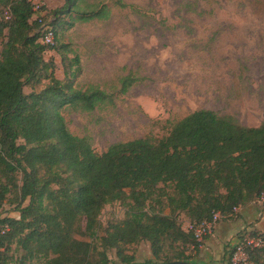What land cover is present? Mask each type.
I'll return each mask as SVG.
<instances>
[{
	"label": "trees",
	"instance_id": "1",
	"mask_svg": "<svg viewBox=\"0 0 264 264\" xmlns=\"http://www.w3.org/2000/svg\"><path fill=\"white\" fill-rule=\"evenodd\" d=\"M42 10L52 45L40 41L29 0H0V205L16 193L19 213L18 219L0 213V264H109L110 250L120 264H131L125 248L140 242H148L154 258L145 264L190 263L209 237L197 242L181 227L179 213L189 224L215 213L226 219L264 196V120L244 127L231 116L197 110L161 138L148 135L97 154L86 138L70 133L62 111L89 113L112 101L97 87H75L79 58L66 57L72 51L56 27L60 16L68 17V28L107 20L110 9L64 0L52 22ZM49 51L67 68L77 67L57 79L53 60L44 58ZM133 80H121V94ZM114 202L124 205L125 218L99 236V217ZM251 235L259 246L249 258L263 263L264 232ZM237 239L242 243L243 235ZM238 245H227L224 264H232ZM12 247L20 253L15 260L7 257Z\"/></svg>",
	"mask_w": 264,
	"mask_h": 264
},
{
	"label": "rangeland",
	"instance_id": "2",
	"mask_svg": "<svg viewBox=\"0 0 264 264\" xmlns=\"http://www.w3.org/2000/svg\"><path fill=\"white\" fill-rule=\"evenodd\" d=\"M32 1L47 10L51 22L53 11L64 3ZM85 1L107 5L110 17L74 22L68 28V17L60 16L61 25L56 29L60 43L72 51L66 57L79 58L75 87H97L112 101L89 113L71 108L62 111L70 133L86 138L95 153L148 135L161 138L171 124L197 110L231 116L244 127L263 122L264 0H120L125 8L116 4L119 0ZM44 58L53 60L59 80L64 79V72L77 67L67 68L55 51ZM126 77L134 82L121 94V80ZM30 92V87L24 88L25 94ZM17 200L12 193L0 205L3 218H19ZM236 209L231 217L217 222L215 229L226 225L228 240L210 258L224 263L227 245L239 244L248 261L259 264L249 258L253 248L245 242L255 244L251 234L264 232V196ZM125 212L120 202L105 206L99 217V236L110 224L122 221ZM178 220L185 231L188 218L179 213ZM239 235H243L242 243ZM125 249L133 262L154 261L148 242ZM13 250L7 257L12 255L15 260L20 253ZM107 255L109 264H120L115 250ZM235 255L236 251L231 263ZM195 259L191 256L190 263Z\"/></svg>",
	"mask_w": 264,
	"mask_h": 264
},
{
	"label": "built area",
	"instance_id": "3",
	"mask_svg": "<svg viewBox=\"0 0 264 264\" xmlns=\"http://www.w3.org/2000/svg\"><path fill=\"white\" fill-rule=\"evenodd\" d=\"M29 2L32 5V11H33V19L37 20L38 23H40L41 29V38L40 41L45 45H52L53 44V30L48 23L43 22V17L45 15V12L42 10V5L38 2H33L32 0H29ZM236 208L234 211L236 212ZM222 218V216L219 213H215L212 216V219L210 221H203L199 224H187L185 226L186 232H192L197 242H202L205 237H209L213 234L215 227L217 225V222ZM247 246H251L252 248L258 247L259 242H256L255 244L253 241H246L245 242ZM236 255L233 258L232 264H237V261L239 264H253L248 261V258L244 252V249L241 247L236 248Z\"/></svg>",
	"mask_w": 264,
	"mask_h": 264
},
{
	"label": "crops",
	"instance_id": "4",
	"mask_svg": "<svg viewBox=\"0 0 264 264\" xmlns=\"http://www.w3.org/2000/svg\"><path fill=\"white\" fill-rule=\"evenodd\" d=\"M227 233L228 230L226 228V225L222 224L218 226L214 230L213 234L209 236V238L201 246L199 255L194 260L193 264H224L220 261L214 263L210 258V255L215 254L216 251L220 252L221 243L227 239Z\"/></svg>",
	"mask_w": 264,
	"mask_h": 264
},
{
	"label": "water",
	"instance_id": "5",
	"mask_svg": "<svg viewBox=\"0 0 264 264\" xmlns=\"http://www.w3.org/2000/svg\"><path fill=\"white\" fill-rule=\"evenodd\" d=\"M131 264H145V263H131ZM156 264H191L188 262H180V261H174V262H169V263H156Z\"/></svg>",
	"mask_w": 264,
	"mask_h": 264
}]
</instances>
